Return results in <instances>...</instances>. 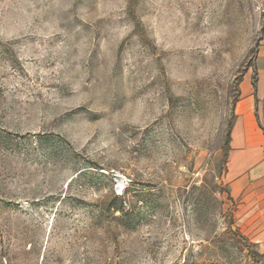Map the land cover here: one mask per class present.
I'll list each match as a JSON object with an SVG mask.
<instances>
[{"label":"rangeland","instance_id":"obj_1","mask_svg":"<svg viewBox=\"0 0 264 264\" xmlns=\"http://www.w3.org/2000/svg\"><path fill=\"white\" fill-rule=\"evenodd\" d=\"M263 32L264 0H0V264H264V95L230 163Z\"/></svg>","mask_w":264,"mask_h":264},{"label":"crops","instance_id":"obj_2","mask_svg":"<svg viewBox=\"0 0 264 264\" xmlns=\"http://www.w3.org/2000/svg\"><path fill=\"white\" fill-rule=\"evenodd\" d=\"M255 73H256V84L255 88L252 86V79L249 77L244 79L241 84L242 95L240 100L236 103L234 109V115L236 117V122L234 124L232 134H231V146L234 152V155H242L244 154L248 148H250L247 144L248 136L247 131L253 134L260 152L261 146V136L257 132L256 124L254 121L253 114V105L254 100L262 95H264V32L262 35V39L260 45L258 47L255 59ZM235 129H241L242 133L240 134L239 141L234 142L233 140V131ZM258 151L255 150L253 158L258 154ZM259 157V156H258ZM258 159V158H257ZM260 164L258 161L251 160L250 162L240 163V168L237 169L236 173L238 174L237 180L238 182L244 180L254 171L255 169H259Z\"/></svg>","mask_w":264,"mask_h":264},{"label":"bare ground","instance_id":"obj_3","mask_svg":"<svg viewBox=\"0 0 264 264\" xmlns=\"http://www.w3.org/2000/svg\"><path fill=\"white\" fill-rule=\"evenodd\" d=\"M241 133H242L241 129H235L233 131V135L232 136H233L234 142H236L239 139ZM247 136H248L247 144H248V146L250 148H248V150L244 154H242L240 156L233 155L232 158H231V161H230L231 169L234 170V171H236L237 169L240 168V163L250 162L251 160H253V162H254L253 155L255 153L256 146H255V144L253 142L254 137H253V134L250 132V130L247 131Z\"/></svg>","mask_w":264,"mask_h":264},{"label":"trees","instance_id":"obj_4","mask_svg":"<svg viewBox=\"0 0 264 264\" xmlns=\"http://www.w3.org/2000/svg\"><path fill=\"white\" fill-rule=\"evenodd\" d=\"M255 84H256V73H254V76L252 78V86L255 88Z\"/></svg>","mask_w":264,"mask_h":264}]
</instances>
